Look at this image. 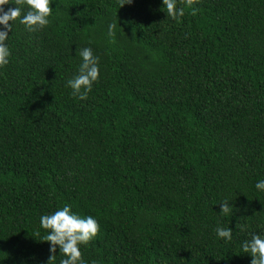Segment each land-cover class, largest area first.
I'll list each match as a JSON object with an SVG mask.
<instances>
[{
  "label": "trees",
  "instance_id": "trees-1",
  "mask_svg": "<svg viewBox=\"0 0 264 264\" xmlns=\"http://www.w3.org/2000/svg\"><path fill=\"white\" fill-rule=\"evenodd\" d=\"M126 2L56 0L34 32L9 21L0 264H47L39 217L64 204L99 224L85 264H249L241 226L264 229V0H177L175 20L161 0ZM85 46L99 76L79 99L66 80Z\"/></svg>",
  "mask_w": 264,
  "mask_h": 264
},
{
  "label": "clouds",
  "instance_id": "clouds-1",
  "mask_svg": "<svg viewBox=\"0 0 264 264\" xmlns=\"http://www.w3.org/2000/svg\"><path fill=\"white\" fill-rule=\"evenodd\" d=\"M56 0H0V68L9 63L11 55L8 44L9 30L12 31V23L16 21L24 26L28 32H34L46 28L51 23V17L56 15L55 8L50 7ZM127 0L126 3H131ZM7 7L5 5H12ZM161 5L166 9V15L175 20L184 14V10L177 6V0H161ZM23 7V15H21ZM108 35H112L113 25H107ZM80 64L76 73L66 80V86L71 89L72 94H77L79 99H84L91 90L92 84L98 79L99 58L93 54L90 47H82L78 53ZM258 192H264V179H258L254 183ZM220 205L221 213H227L230 205L227 201ZM40 227L48 230L44 238L49 242V258L47 264L54 259L55 252L61 257L58 264H85L81 254V245H86L95 237L99 224L95 217L85 215L81 217L72 211L68 204L57 208L50 214H42L39 217ZM258 229L260 226L258 225ZM215 237L229 242L233 239L232 228L217 225L214 228ZM240 231L246 232L247 238L241 241L242 251L250 257L249 264H264V229L257 231H246L241 226Z\"/></svg>",
  "mask_w": 264,
  "mask_h": 264
}]
</instances>
